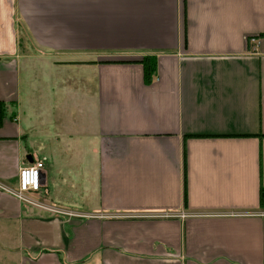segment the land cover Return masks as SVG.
<instances>
[{"label": "crops", "instance_id": "1", "mask_svg": "<svg viewBox=\"0 0 264 264\" xmlns=\"http://www.w3.org/2000/svg\"><path fill=\"white\" fill-rule=\"evenodd\" d=\"M0 107V264H264V0H0Z\"/></svg>", "mask_w": 264, "mask_h": 264}, {"label": "built area", "instance_id": "2", "mask_svg": "<svg viewBox=\"0 0 264 264\" xmlns=\"http://www.w3.org/2000/svg\"><path fill=\"white\" fill-rule=\"evenodd\" d=\"M248 42L252 44L253 49L257 46V39L249 38ZM42 168V163L35 161L34 163L20 167L18 170V178H17V191L10 192L14 197H16L19 201L25 202L40 208H44L46 210L51 211L54 214L64 215L66 217H80L82 215L76 212H70L66 210H58L56 208H46L40 204L32 202L27 196L26 193L36 192L40 186V171ZM0 189L8 191L4 187L0 185ZM260 215L264 216V212ZM163 217L167 218L170 217L168 214H165ZM184 217V215H181Z\"/></svg>", "mask_w": 264, "mask_h": 264}, {"label": "rangeland", "instance_id": "3", "mask_svg": "<svg viewBox=\"0 0 264 264\" xmlns=\"http://www.w3.org/2000/svg\"><path fill=\"white\" fill-rule=\"evenodd\" d=\"M33 70L37 71V72L42 71L41 68H33ZM20 82H21V99H20V105L18 106L17 111H18L19 114H22V111H24V109L30 110L32 108V105L34 103V99H33L32 93L30 91L32 83L30 85L27 73L24 70L21 71ZM39 93H40V86L35 84V88L33 90V94L35 96H37L36 100H37V104L38 105H39V101H40L39 98H38V94ZM21 100H22V102H21ZM41 101H42V105L47 103L48 98L46 97L45 94L42 95ZM26 194L28 196H30L32 199H34V200H38L39 199L38 196H36L35 194H32V193H26ZM8 259H9L8 260L9 262L13 261V263L17 264V261H18L17 253L15 255H13L12 259H11V257H9Z\"/></svg>", "mask_w": 264, "mask_h": 264}, {"label": "trees", "instance_id": "4", "mask_svg": "<svg viewBox=\"0 0 264 264\" xmlns=\"http://www.w3.org/2000/svg\"><path fill=\"white\" fill-rule=\"evenodd\" d=\"M138 63L142 67L144 80H149L156 70V58L154 56H145ZM259 202L260 206H264V188H260L259 190Z\"/></svg>", "mask_w": 264, "mask_h": 264}]
</instances>
